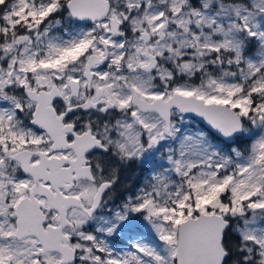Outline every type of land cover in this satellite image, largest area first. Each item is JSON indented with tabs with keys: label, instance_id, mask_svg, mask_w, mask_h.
I'll return each mask as SVG.
<instances>
[{
	"label": "snow or ice",
	"instance_id": "1",
	"mask_svg": "<svg viewBox=\"0 0 264 264\" xmlns=\"http://www.w3.org/2000/svg\"><path fill=\"white\" fill-rule=\"evenodd\" d=\"M0 264H264V0H0Z\"/></svg>",
	"mask_w": 264,
	"mask_h": 264
},
{
	"label": "flooded vegetation",
	"instance_id": "2",
	"mask_svg": "<svg viewBox=\"0 0 264 264\" xmlns=\"http://www.w3.org/2000/svg\"><path fill=\"white\" fill-rule=\"evenodd\" d=\"M137 179H138V173H129L127 175V180L118 189V192H124L128 187H130V184L133 185L137 181Z\"/></svg>",
	"mask_w": 264,
	"mask_h": 264
},
{
	"label": "trees",
	"instance_id": "3",
	"mask_svg": "<svg viewBox=\"0 0 264 264\" xmlns=\"http://www.w3.org/2000/svg\"><path fill=\"white\" fill-rule=\"evenodd\" d=\"M134 181V180H133ZM130 186H131V184H130Z\"/></svg>",
	"mask_w": 264,
	"mask_h": 264
},
{
	"label": "rangeland",
	"instance_id": "4",
	"mask_svg": "<svg viewBox=\"0 0 264 264\" xmlns=\"http://www.w3.org/2000/svg\"><path fill=\"white\" fill-rule=\"evenodd\" d=\"M135 181V180H134Z\"/></svg>",
	"mask_w": 264,
	"mask_h": 264
}]
</instances>
